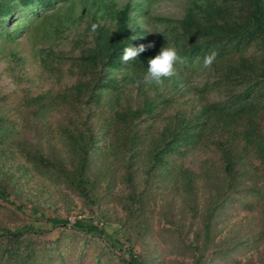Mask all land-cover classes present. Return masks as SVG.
Segmentation results:
<instances>
[{
    "label": "rangeland",
    "instance_id": "obj_1",
    "mask_svg": "<svg viewBox=\"0 0 264 264\" xmlns=\"http://www.w3.org/2000/svg\"><path fill=\"white\" fill-rule=\"evenodd\" d=\"M234 3L235 0H72L49 11L44 19L30 21L27 32L16 42L0 40V94L9 95L14 101L24 95L48 92L55 95L57 90L73 85L78 75L77 69L70 66V59L98 47L113 31L116 13L125 7L131 37L136 35L147 45H153L145 52L156 56L164 44L171 46L169 34L174 28L178 30L179 21L188 15L202 19L213 9L232 10ZM246 55L250 58L256 53L250 49ZM218 65L188 66L184 60L178 66L182 67L178 76L166 80L164 87H145L148 98L161 95L172 100L154 123L153 131L176 115H186L225 99L230 92L214 85L219 77ZM112 74L120 79L117 71ZM233 84L223 86L236 92ZM125 85L119 102L132 104L136 102V91L128 82ZM112 99L113 94L104 96V110L114 106ZM54 113L55 110L51 112ZM18 130L19 138L34 143L32 133ZM259 130L264 133V119ZM212 133L211 138L205 137L184 158L176 159L177 167L171 173L153 180L146 175L147 149L136 157L131 185L141 203L138 212L129 218L122 169L124 157L116 143L107 144L105 139H99L104 152L91 158L88 176L95 182V197L87 200L76 197L59 181L29 171L15 147L9 150L2 147L0 183L13 185L5 198L18 209L7 210L0 201V234L5 229H20L26 218L40 222L51 217L66 220L67 224L49 230L40 228L39 234L32 236L40 246H49L52 264H58L60 259L64 264H122L118 258L126 259L122 252L119 257L113 255L103 239L74 232L70 226L75 220L91 222L99 229H110L117 237H126L144 264H264V210L262 204L256 208L251 197H246L243 204L223 208L212 219L209 239L202 236L205 211L224 183L219 157L212 146L218 129ZM42 134L45 137L43 131ZM41 144L42 153L49 159L64 165L75 161L70 150L56 140ZM21 146L27 147L26 142L21 141ZM254 164L257 172L253 183H256L257 176L264 179V163L256 160ZM185 168L193 172L190 186L180 179V171ZM250 183L247 181L245 185ZM191 243L197 247L196 251L191 250Z\"/></svg>",
    "mask_w": 264,
    "mask_h": 264
},
{
    "label": "trees",
    "instance_id": "obj_2",
    "mask_svg": "<svg viewBox=\"0 0 264 264\" xmlns=\"http://www.w3.org/2000/svg\"><path fill=\"white\" fill-rule=\"evenodd\" d=\"M70 1L0 0V40L16 42L27 32L30 21H40L49 11ZM235 3L232 10L213 9L202 19L188 15L178 22V30L174 28L168 38V43L188 66L202 64L206 56L216 53L211 67L219 64L220 70L217 72L215 68L219 77L214 85L230 92L224 100L186 115H176L171 122L153 131L154 123L172 100L161 95L148 98L146 94L147 85L142 81L148 61L155 56L144 52L136 60L122 61L124 48L147 46L141 39H131L125 7L116 13L113 31L98 47L70 59V66L77 69L78 75L73 85L57 90L55 95L51 92L24 95L14 101L9 95L0 94V148L15 147L29 171L57 180L76 197L87 200L95 197V182L88 176L91 158L104 152L99 139H105L107 144L116 143L124 157L122 169L129 218L138 212L141 203L131 185L136 157L147 149L146 175L153 180L171 173L177 167L176 159L184 158L205 137L211 138L217 128L218 137L212 141V146L219 157L224 183L205 211L203 238L209 239L212 219L226 206L243 204L246 197H251L253 205L259 209L262 204L264 210V179L257 176V182L253 183L257 172L254 162L264 163V133L259 130L264 119V0H235ZM250 49L256 53L255 57H247ZM121 63L124 65L120 68ZM116 71L120 79L112 74ZM137 80L141 81L139 87L135 86ZM126 82L134 87L136 102L127 101L122 105L119 97L124 93ZM232 82L236 92L223 86ZM109 94L115 98L112 99L114 106L106 111L103 100ZM53 110L56 113L52 115ZM19 128L32 133L34 143L19 138ZM46 140H56L67 147L75 161L64 165L46 157L41 149V142ZM21 141L26 142L27 147H22ZM180 176L190 186L193 172L181 169ZM247 181L251 183L245 185ZM258 181L261 182L258 184ZM10 188L13 185L0 183V201L3 208L17 210L5 198L10 195ZM61 224L67 221L54 217L44 222L26 218V224L20 229H5L0 234V264H52L54 259L49 246H40L32 236L39 234L40 228L49 230ZM70 227L83 236L103 239L116 257L125 253L126 259L118 258L122 264H144L126 237H117L110 229H99L84 220H75ZM53 246L57 248V240ZM190 246L191 250H197L194 243ZM58 264H64L62 259Z\"/></svg>",
    "mask_w": 264,
    "mask_h": 264
},
{
    "label": "clouds",
    "instance_id": "obj_3",
    "mask_svg": "<svg viewBox=\"0 0 264 264\" xmlns=\"http://www.w3.org/2000/svg\"><path fill=\"white\" fill-rule=\"evenodd\" d=\"M132 40L138 39L136 35L131 37ZM153 45L149 44L147 47L143 44L138 47H126L123 50L122 61L127 63L130 60H136L140 54L144 53L147 48ZM216 58V53L212 52L204 58L203 67L209 68ZM184 64L183 58L179 55L178 51L171 46L164 47L160 50L159 54L148 61L147 73L143 77V84L156 87H164L166 80H171L177 77L179 71L182 70ZM140 80L135 82V86L139 87Z\"/></svg>",
    "mask_w": 264,
    "mask_h": 264
}]
</instances>
